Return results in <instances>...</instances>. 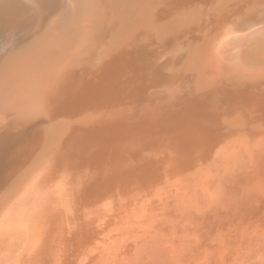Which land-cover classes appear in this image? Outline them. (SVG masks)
<instances>
[{"label":"bare ground","instance_id":"1","mask_svg":"<svg viewBox=\"0 0 264 264\" xmlns=\"http://www.w3.org/2000/svg\"><path fill=\"white\" fill-rule=\"evenodd\" d=\"M66 1L53 0L58 11ZM35 2L0 0L5 14L24 13V19L14 24L5 20L7 15L0 14V64L15 39L24 37L26 29H31L39 17ZM152 2L144 6V13L153 15L157 5ZM194 2L193 8L200 6V10L193 14L191 11L184 26L192 36L186 39L201 37V55L195 56L188 73L176 74H182L181 79H175L176 75L154 76L162 89L158 91V87L155 92L152 88L155 94L149 95L156 106L140 103L125 83L127 90L120 87L128 92L115 97L101 91L97 84L80 90L83 101L70 115L68 125L75 135H65L64 143L51 147L52 156L32 174L18 199L1 215L0 264H30L29 260L37 258L39 252L45 255L50 247V255L43 256L41 263L38 259L32 263L264 264V0ZM172 4L168 0V6L174 8ZM174 12L175 8L171 14ZM127 30L126 34L131 35L132 28ZM224 41L229 47L226 50L220 47ZM143 62L138 61V66ZM61 66L66 70L72 65L62 62ZM35 83L36 77L25 80L26 87L21 89L27 96L33 93ZM89 88L92 91L85 94ZM30 97L37 98L34 94ZM14 103L7 109L8 115L22 122L30 115L22 110L18 114ZM167 118L169 129L161 124ZM7 124L5 129L9 130L16 123L9 119ZM156 125L159 127L154 128ZM6 137H0V193L26 146L21 145V140L16 141L17 145L12 139L8 142ZM141 138L147 139V147L156 153L144 147L129 152ZM215 153L226 156L214 160ZM144 155L153 161L146 163ZM125 167H132L131 175L124 174ZM148 173H152V180L141 178L148 177ZM169 174L172 178L158 201L154 186H160ZM139 178L146 190L142 193L135 187L127 188V200L120 201L124 205H116L115 187ZM120 197L125 200L121 190ZM146 201L150 213H143L147 206L142 203ZM129 203L135 207L140 203V210L133 211ZM9 211L15 215H8ZM143 214L149 217L145 222ZM203 231L208 233L206 238ZM159 237L165 239L160 246L154 242Z\"/></svg>","mask_w":264,"mask_h":264},{"label":"rangeland","instance_id":"2","mask_svg":"<svg viewBox=\"0 0 264 264\" xmlns=\"http://www.w3.org/2000/svg\"><path fill=\"white\" fill-rule=\"evenodd\" d=\"M146 1L67 0L64 8H62L63 10L59 9L60 11H58L53 0H36L34 4H37V6H35V8L37 7V9L35 11H37L38 14L36 15L39 17L36 18V21L32 25L31 29H29L28 31L26 29V34L24 33V37L23 35H21V37L19 36L20 38L17 37L15 39L14 45H12L9 50H6V52L4 53L3 61L0 64V137L6 135L8 137V139H6L8 142L12 139L11 141L14 140L13 144L17 145L18 143H16V141L18 142L19 140H21V145H26L22 156L19 157L17 161L13 160L16 161V163L10 170L9 178L7 179V185L0 193V218L1 215H3V212L13 204V200L16 198L18 199L21 190L29 183L30 179H32L30 178L32 174H34V172L36 173L45 165V163L48 161H46L47 157L49 159L52 156V152L50 151L51 147H58L61 145V143H64L65 135H75L72 132L71 128H69L68 126L69 118L70 115L76 110V108L79 107L78 104L83 101L84 93L81 92L83 88H87V86L97 84V86H100V88L102 87L101 91L106 90L109 93H112V96L115 97V95H120L122 93L126 94L128 92L126 91V87H123V83H125L128 84L127 88L130 89L132 93L131 95L136 97L137 100L140 101V103H145V105H151L150 107H154L156 106V102L151 100L150 97L153 95L152 92H154L155 90V92H157V88L159 87L155 83L156 78H154V76L160 78H162L163 76V78H172L177 73L182 72L184 75L191 70L193 65L192 62L195 59V56L197 55V58L201 55L199 50L201 37L194 38L196 40H194L193 38L186 39V37L192 36H190L188 32H186V28L184 25H186L187 21H184L187 16H190L191 11L192 14L193 12H196L197 9V12H199L200 6L196 7V5H194L195 7L193 8L192 3L195 4L194 0H169L173 3L172 5H174L175 8L174 14H171V11H174V8L168 6V0H150L151 2H148V0V3ZM152 1L155 2L154 6L157 5L152 9L153 15H151V13H144V6L148 5L149 3H153ZM175 1H177L176 4L180 5L176 6ZM150 5L151 4H149V6ZM160 5L162 6V8ZM5 13L6 10L0 7V14L7 15L5 20L8 21L9 24H14L17 22L20 23V21L24 19L23 12L17 11L9 15ZM160 13H162V15H159ZM167 13L169 15H167ZM53 15L56 16L54 17ZM49 17H51L50 20H48ZM55 18L57 19L55 20ZM133 18L134 20H137L133 21ZM139 19H142L140 21L141 23L139 22L140 26L137 25V21H139ZM126 21L133 22L127 24ZM132 24H134L135 27ZM43 25H45V27ZM136 25L138 26V28H136ZM127 26H129V28H132L131 31H134V33L129 31L131 35L126 34L128 31L127 29H129L127 28ZM123 27L125 28L123 29ZM149 33L151 34L149 35ZM124 35L126 36L123 37ZM132 35L133 38H130L132 37ZM194 41H196V43ZM115 42H120V45L116 44ZM225 42L226 41L222 42L220 47L222 49L226 47V50L229 47ZM172 46L174 49L170 48ZM183 49L185 51L182 52ZM141 51L144 53H140ZM2 53L3 51L0 50V54ZM176 56L178 57L176 58ZM135 57L138 59H135ZM166 58L167 60L165 61ZM170 58L172 59V61ZM182 58H184L185 60H181ZM147 59H150V61H152L151 66L150 61L148 62ZM141 60L144 61L141 66L142 68L138 66L139 64H137L138 61L141 62ZM250 60L252 61V59ZM248 61L249 60L247 59L246 62ZM62 62L66 63L67 65H72L71 68L65 70V68L62 67L63 65L61 66ZM177 62H179V64H177ZM174 63L178 66L172 65ZM251 63V65H253V62ZM163 65L166 69L163 67ZM258 65L259 64H256L255 66ZM179 66H181L182 68H180ZM157 67L161 70H159ZM169 67L173 69L171 70ZM38 70H40V72ZM155 73L157 74L155 75ZM180 75L181 76L176 75L175 79H181L183 75ZM52 76L54 77L53 81ZM35 77L37 83H35L34 88H31L33 90V93H31L30 95L32 96L34 94L37 98L32 99L30 95H26L25 90H22L21 87H26L25 80L29 82ZM88 77L89 79H87ZM139 80L141 81L138 83ZM28 85H30V83ZM120 86L126 89L125 92L124 89L121 90L122 88ZM131 86L134 88H132ZM160 86H163V83H160ZM152 88L155 90H153ZM85 91V94H87L92 90L89 88ZM158 91H162V89H160L159 87ZM23 100L25 103H21V101ZM15 101L16 103H14ZM30 101L32 102L30 106L31 109L28 110V108L26 107L30 104ZM13 103L16 104L14 105V108L17 109L18 114H20L19 112L22 110L23 113L27 112L30 116H28V118H26L25 120H22V122L14 121L12 119V116L8 115L7 112V109L9 110L10 105H12ZM50 110L53 113H51ZM9 119L11 120L12 124H16L12 126V129L6 130L5 127L9 126L7 124ZM167 119L168 120L162 119L161 122V124L163 123L162 125L165 124V128L169 127L168 122L170 118ZM32 120L34 121V123ZM44 124L46 125L44 126ZM157 126L158 125L154 126V128H156ZM32 127L36 129H32ZM28 128L30 131L28 130ZM10 130L14 133H11ZM16 130L17 132H15ZM8 133L11 134L8 135ZM147 145L148 140L145 138H141L140 140H137L136 143H134V145L132 146L133 148H131L129 152L134 153V148L144 147L147 152L156 153L154 149L148 148ZM222 145L223 144H221V146ZM217 153L219 152L217 151ZM217 153L212 154L214 160L217 158V156L218 158L221 156H226V154L224 155L223 153H220L218 155ZM145 156L146 155H144V160L146 161V163H150V161H153V159L146 158ZM113 166L115 165H112L111 167ZM110 168H108L107 170H109ZM131 169L132 167H130L129 170H127V168L125 167L126 171H124V174L131 175V173L129 172L131 171ZM160 170L163 171V168L160 167ZM158 172L161 173L160 171ZM104 173L103 175L105 176ZM147 175L148 177L141 176V178L152 180V173H148ZM34 177H36V175H34L33 178ZM168 177L167 180L162 183L160 182V180L157 181V179H153V181L161 183L158 187H156V185L154 186L155 193L158 194V199H156L158 201L162 200L163 194L167 189V186L165 184L172 178L170 174L168 175ZM164 179L165 176L163 177V180ZM105 182L106 180L103 183ZM141 182L142 181H140L139 178L138 181L126 182L121 186L119 185L120 187L116 186L115 196H118V199L115 200L116 205H124V203L120 201L127 200L126 196L128 195V193L127 195L125 193L127 188L135 187L138 190H142L143 193V190L145 191L147 187L144 188V186L140 184ZM120 190L122 191L125 200L124 198L120 197ZM140 203H138L136 207L133 205V203H129L127 206H132V208H134L133 211H138L140 210ZM148 205L149 203L147 201L142 203V206H147L146 208H143V213H150ZM19 206L22 209V203L19 204ZM8 215L12 216L15 214L12 211H9ZM114 215L115 214L112 213L110 216L113 217ZM146 216L145 214L141 216L144 222L149 218ZM13 218L14 216L12 217V219ZM162 232L165 236H167V233L164 230H162L161 233ZM176 235H179L181 237L182 233L180 235V232H177ZM183 235L186 236L185 233H183ZM206 235H208V233L204 232V235L202 236L206 238ZM160 237L157 238L158 241L154 240V242H157L159 246L165 243V239ZM52 249L51 247L50 250L47 249L45 255L44 253L39 252V256L37 258L29 260L31 261L30 264H34V262L32 263V261H37V259L41 263L44 260V257L52 253Z\"/></svg>","mask_w":264,"mask_h":264}]
</instances>
